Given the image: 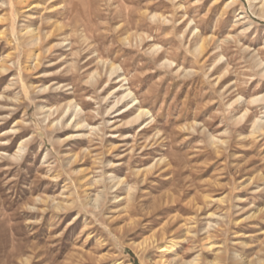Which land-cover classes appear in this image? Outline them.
Wrapping results in <instances>:
<instances>
[{"label":"rangeland","instance_id":"rangeland-1","mask_svg":"<svg viewBox=\"0 0 264 264\" xmlns=\"http://www.w3.org/2000/svg\"><path fill=\"white\" fill-rule=\"evenodd\" d=\"M0 264H264V0H0Z\"/></svg>","mask_w":264,"mask_h":264},{"label":"bare ground","instance_id":"bare-ground-1","mask_svg":"<svg viewBox=\"0 0 264 264\" xmlns=\"http://www.w3.org/2000/svg\"><path fill=\"white\" fill-rule=\"evenodd\" d=\"M129 39V38H128ZM117 69H118V66L116 67V65H110V77L115 74L117 72ZM125 78L121 79V81L123 82ZM125 84H122L120 87H119V90L121 88L124 87ZM133 95V92L128 88L127 90L123 91L122 95L117 98L116 100V103L111 107V109H113L116 105H118L121 101L129 98L130 96ZM137 100L136 97H133L131 99V102H135ZM130 104V103H129ZM128 104V105H129ZM69 108H71V105H69ZM139 110H138V113L132 117L127 123L133 125L137 122L140 121V119H142L144 116H146L147 114H149V111H147V109L145 108H142L141 106L138 107ZM133 109V108H132ZM110 111V110H109ZM79 116V121L77 122V125H80L84 120L82 119V117L80 116V114L78 113V110H77V113L75 114V118ZM24 149V145H20V152H22V150ZM117 178V177H116ZM116 178H113V180L115 179V183L113 185H111V187L113 186H119L120 184H122L123 180L121 179H116ZM133 190V189H132ZM130 192H133V191H130ZM132 194V193H131ZM99 198V197H98ZM98 200V199H97ZM167 241V240H166ZM174 245L173 244V241L172 239L171 240H168L167 242H163L162 243V246L160 247L161 249V252L162 253H167L168 251H172V249L174 248ZM166 256H163L162 259L164 260ZM163 260H161L160 262H163ZM177 260V254L174 255L172 261L175 262Z\"/></svg>","mask_w":264,"mask_h":264}]
</instances>
